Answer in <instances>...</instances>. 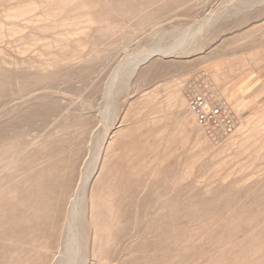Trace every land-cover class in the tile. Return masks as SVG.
Returning a JSON list of instances; mask_svg holds the SVG:
<instances>
[{
  "label": "rangeland",
  "instance_id": "374dc122",
  "mask_svg": "<svg viewBox=\"0 0 264 264\" xmlns=\"http://www.w3.org/2000/svg\"><path fill=\"white\" fill-rule=\"evenodd\" d=\"M238 1L64 0L73 23L93 25L63 53L79 61L44 72L0 43V264H264V0ZM212 12L226 18L216 29L204 22ZM136 54L151 58L137 73ZM204 88L233 119L229 133L208 135L190 110ZM146 135L157 145L148 158ZM99 166L91 190L105 202L107 244L91 256L82 192Z\"/></svg>",
  "mask_w": 264,
  "mask_h": 264
},
{
  "label": "bare ground",
  "instance_id": "6f19581e",
  "mask_svg": "<svg viewBox=\"0 0 264 264\" xmlns=\"http://www.w3.org/2000/svg\"><path fill=\"white\" fill-rule=\"evenodd\" d=\"M52 1L53 0H40V2H39V4L41 5V7H37V4H35V5H33L32 7H25L24 5H22L21 3H20V0H3V6L2 5H0V16H1V21H0V43L5 39V38H7V39H10V41H11V44L13 43V45H14V50H15V53H16V55H18L19 57H21V58H26L27 56H29V57H31L32 59L30 60V63H31V66L32 67H35L34 65H36L37 64V69H38V71L37 72H39V69L40 70H43V72L45 71V70H47V69H49V68H52V67H56L57 65H58V62H70V61H79L80 60V58H78V57H76V56H73V55H63V53H65V52H68L69 50H70V44H78V43H81V41H78V40H76V38H75V36L76 35H80L81 33H83V31L86 29V28H90L93 24L92 23H89V24H86V23H78V22H72L73 21V19L74 20H76L77 19V11L76 10H73V9H71L70 7H69V2H62V1H64V0H58V2L55 4V5H53V3H52ZM71 1V0H70ZM232 1H234V0H232ZM236 1V0H235ZM252 1L253 0H251V2L248 0V2H250V4H252ZM16 2H19L20 4L17 6V5H15L16 4ZM24 2V1H23ZM240 2V0L238 1V3ZM243 2H245V0H243ZM242 3V2H241ZM236 4V3H235ZM249 4V3H248ZM248 4H247V6H248ZM255 4V3H254ZM237 5V4H236ZM256 5V4H255ZM237 6H241V4L239 5H237ZM233 7V6H232ZM245 8V7H244ZM247 8V7H246ZM228 10V9H227ZM239 13V12H238ZM59 15V16H64L62 19H60V23L59 24H55V23H52L53 24V26H55V27H53V29H49L50 28V26L51 25H47V26H44L43 27V31L42 32H40V34L39 35H32V34H26L25 33V31L24 30H26V29H29L30 27H27V26H33V24H36V23H34V22H30V20H32L34 17H35V20L37 21L38 19H41V18H43V17H47V18H50V17H52L53 15ZM212 14H214V12H212ZM212 14H211V16H212ZM217 14V13H216ZM216 14H214V16H213V18H211V19H208V21H205L204 20V22H205V24H206V22L209 24V23H212L213 22V24H211L210 25V27H212V28H217V25H218V23H220V22H223V19L224 18H221V16H215ZM237 14V13H236ZM235 13L233 14V15H236ZM81 16V15H80ZM215 17V18H214ZM69 19H71V22L70 23H66L67 22V20H69ZM226 19V18H225ZM224 19V20H225ZM227 19H229V18H227ZM19 21H21V23H23L24 22V24H25V27H20L19 26ZM201 23H203V22H201ZM84 24V25H83ZM86 24V25H85ZM202 25V24H201ZM201 25H199L200 27H201ZM198 26V27H199ZM204 27V26H203ZM202 27V28H203ZM206 28H207V26H206ZM209 28V27H208ZM219 28V27H218ZM186 30V29H185ZM201 30V29H200ZM200 30H198V31H200ZM209 30H211V29H209ZM183 30H181V32H182ZM187 31V30H186ZM206 31V29L203 31L204 33H206L205 32ZM45 32H48V33H50V35H44L43 36V34L45 33ZM197 32V31H196ZM180 33V32H179ZM186 33V35H190V33H189V31H187V32H185ZM199 33V32H198ZM209 33V32H208ZM181 34H183V33H181ZM192 34V33H191ZM194 34V33H193ZM191 35V36H189L188 38H186L184 35H182V37L184 36L186 39L185 40H187V39H191V38H193V36L194 35ZM202 34V33H201ZM179 35V34H178ZM197 35V34H196ZM195 35V36H196ZM194 36V37H195ZM181 37V41L182 42H185V40H184V37L182 38ZM198 37V36H197ZM177 39H179V37L177 38ZM176 39V40H177ZM196 39V38H195ZM197 40V39H196ZM179 41V40H178ZM178 41H176V42H178ZM180 41V42H181ZM191 41V40H190ZM195 41V40H194ZM181 42V43H182ZM188 41H186V43H187ZM173 44H175V43H173ZM188 44V43H187ZM194 44V43H193ZM193 44H191V45H193ZM198 44V43H197ZM190 45V44H189ZM171 46H173V45H171ZM170 46V47H171ZM175 46H176V44L174 45V49H175ZM170 47H169V50H170ZM181 47V46H180ZM167 48L168 47H166V49L165 50H167ZM172 48V47H171ZM186 48V47H185ZM153 49H156V48H153ZM152 48L150 49V50H152V51H155V50H153ZM159 49V48H158ZM162 49V48H161ZM176 49H177V46H176ZM183 49V48H182ZM188 49H190V48H188ZM157 50V49H156ZM165 50L163 49L162 51H160L161 53L164 51V53H165ZM172 51H173V49H171ZM191 50V49H190ZM142 51V50H141ZM140 51V52H141ZM45 52V53H44ZM148 52V51H147ZM157 52H159V50L157 51ZM44 53V54H43ZM142 53H144V52H142ZM153 53V52H152ZM163 53V54H164ZM168 52L166 51V53L165 54H167ZM170 53H171V51H170ZM149 54H150V52H149ZM156 54V53H155ZM158 54V53H157ZM164 54V55H165ZM176 54H179V53H176ZM180 54H183V53H180ZM152 55V54H151ZM158 55H160V54H158ZM136 56V58H137V54L135 55ZM163 56V55H162ZM171 56V55H170ZM139 57V56H138ZM169 57V56H168ZM167 57V58H168ZM164 58V57H163ZM167 58H166V60H167ZM175 58V57H174ZM133 59H135V57L133 58ZM139 61L136 63V65L133 67V66H131L132 68H134L133 70H134V72H139L140 70H141V67L142 66H144L151 58L150 57H143L142 59H139V58H137ZM176 59H178V58H176ZM130 60V59H129ZM131 62V61H130ZM130 62H127V63H130ZM77 63V62H76ZM123 64H124V62H123ZM126 64V63H125ZM132 65V64H131ZM1 66V65H0ZM39 66V67H38ZM12 68H13V66H11ZM126 67H128V66H126ZM117 69V68H116ZM119 70H120V68H118ZM124 69L126 70L127 68H125V66H124ZM124 69H123V67H122V69L119 71L118 70V72H120V73H118V74H121V71L123 70L124 71ZM115 71H117V70H115ZM127 71V70H126ZM128 71H129V68H128ZM127 71V72H128ZM41 73V72H40ZM124 73V72H123ZM114 74V73H113ZM127 74H129V72L127 73ZM131 74H132V72H131ZM125 75H126V72H125ZM8 76H9V73H8ZM7 76V77H8ZM110 76H112V75H110ZM109 76V77H110ZM127 76V75H126ZM132 76V75H131ZM10 77V76H9ZM112 77H114V76H112ZM117 77H119V76H117ZM117 77H116V79H117ZM4 78V77H3ZM2 78V79H3ZM16 78V77H15ZM115 78V77H114ZM113 78V79H114ZM9 79V78H8ZM109 79V78H108ZM107 79V82L105 83V84H107L108 82H109V80ZM119 79V78H118ZM125 79H127V77H125V76H122L121 77V79H120V82H118L119 83V85L118 86H121V85H123V83H124V81H125ZM130 79V78H129ZM17 80V79H16ZM15 80V81H16ZM112 81V83H113V80H111ZM115 81H117V80H115ZM127 81V80H126ZM17 82V81H16ZM129 82V81H128ZM112 83H111V89H112ZM115 83V82H114ZM113 83V85H115ZM104 84V85H105ZM109 84V83H108ZM8 86H9V84H8ZM30 86H31V84H30ZM110 86V85H109ZM108 86V87H109ZM126 86V85H125ZM105 87V86H104ZM107 87V86H106ZM116 87V86H115ZM16 88V87H15ZM113 88H114V86H113ZM119 88V87H118ZM123 88V87H122ZM11 89V88H10ZM106 89V88H105ZM108 90H109V88H108ZM115 90H118L117 88L115 89ZM115 90H113V92L115 91ZM105 90H103V92H104ZM109 91H111V90H109ZM109 91H108V93H109ZM11 92V91H10ZM112 92V91H111ZM111 92H110V94H111ZM117 92V91H116ZM115 92V93H116ZM115 93H112V94H115ZM104 94H105V92H104ZM110 94H108V95H110ZM12 95V94H11ZM116 95V94H115ZM105 96V95H104ZM103 96V97H104ZM102 97V98H103ZM111 95H110V99L109 100H111ZM113 97H114V95H113ZM3 98V97H2ZM5 98V97H4ZM107 98H105V100L107 99ZM101 100H104V99H101ZM109 100H107V101H109ZM117 100V99H116ZM115 100V101H116ZM2 101V100H1ZM106 101V103H109V102H107ZM113 101V100H112ZM111 102V101H110ZM102 105V104H101ZM104 105H106V104H104ZM113 105V104H112ZM117 105V104H116ZM103 106V105H102ZM115 106V105H114ZM184 106V104L183 105H181L180 104V107H183ZM117 106H115V108H116ZM111 108H112V106H111ZM101 109H102V107H101ZM105 109V108H104ZM113 109H111V111H112ZM110 111V110H109ZM116 111V110H115ZM112 112H114V111H112ZM104 113H105V111H104ZM115 113V112H114ZM103 114V113H102ZM112 114V113H111ZM105 115V114H104ZM104 115H102V116H104ZM111 116V115H110ZM112 118V116L109 118L108 117V119L110 120ZM128 118V116L127 117H125V119H127ZM107 119V120H108ZM109 120H108V122H109ZM115 120H116V117H115ZM111 121V120H110ZM113 122V121H112ZM192 124H193V119H192V117L189 115V116H187L185 119H183V121L181 122V124L179 123L176 127V129L174 130L173 129V131L171 132V133H169L168 134V136H167V140H168V143L169 142H171V141H173L174 139H175V135L177 134V132H178V130L180 129H184V130H187L188 128H190V126H192ZM111 125V126H110ZM110 127H112V123H110ZM118 125V124H117ZM106 126H108L107 124H106ZM108 126V127H109ZM109 127V128H110ZM117 127V126H116ZM106 128V127H105ZM108 128V129H109ZM115 129V128H114ZM113 129V130H114ZM125 130V129H124ZM107 130H105V133H107L106 132ZM127 131H129V129H126L125 131H120L121 133L122 132H125V133H127ZM163 131H164V129H163ZM119 132H117L115 135H117ZM160 134V133H159ZM163 134H165L164 132H163ZM162 134V135H163ZM109 135V134H108ZM110 135H111V133H110ZM119 135V134H118ZM157 136V135H156ZM106 137V136H105ZM155 137V136H154ZM106 140V139H105ZM1 141V140H0ZM141 143L143 144V146H144V150H145V154H146V157L148 158L150 155H151V153H150V151H152V153L154 152V150H156L157 149V145H154V144H151L150 143V138L146 135V136H143V137H141ZM103 144V143H102ZM101 144V145H102ZM31 145V144H30ZM100 145V146H101ZM106 146V145H105ZM125 148V147H124ZM100 151V150H99ZM99 151H98V154H99ZM150 154V155H149ZM96 155H97V153H96ZM99 156V155H98ZM8 157V156H7ZM6 157V158H7ZM101 157V156H100ZM96 159V158H95ZM98 160V159H97ZM95 161V160H94ZM94 161H93V163H94ZM102 161H103V159H102ZM110 161V160H109ZM98 162V161H97ZM100 162V161H99ZM98 162V163H99ZM161 162V161H160ZM9 163V162H8ZM92 163V164H93ZM96 163V162H95ZM11 164H12V162H11ZM14 164V163H13ZM95 165H97V163L95 164ZM148 165V164H147ZM92 166V165H91ZM90 166V167H91ZM95 167H97V166H95ZM88 169V168H87ZM101 168H100V166L98 167V168H95V170H93V173H91V175H90V177H89V179H88V181L86 182V183H88V185H87V188H86V190L84 191L83 189V191L84 192H82L84 195H85V197H84V200H82V199H80V200H82L83 201V220H82V222H80V223H82V227L85 229V238H86V241H87V248H88V253H89V255H93V254H95V252H97V251H100L101 249H103V247H104V245L105 244H107V237H106V234L103 232V227H104V219H103V217H102V215H103V213H104V211H105V202L101 199V197H99V196H97V195H95V192L93 191V190H91V184H92V182L94 181V179H95V176H97V174H98V171L100 170ZM91 170V169H90ZM90 170L88 169V171L90 172ZM18 171V170H17ZM18 173V172H17ZM85 177V176H84ZM83 177V178H84ZM3 179V178H2ZM83 182H84V180H82ZM82 182V183H83ZM85 182H84V184H85ZM86 185V184H85ZM9 188V187H8ZM13 188V187H12ZM80 189V188H79ZM81 190V189H80ZM79 190V191H80ZM11 193H13V191L11 192H6V194L7 195H11ZM80 195V194H79ZM78 195V196H79ZM82 195V194H81ZM65 196V195H64ZM65 198H66V196H65ZM79 198H80V196L78 197V200H79ZM79 200V202L81 203V201ZM175 201V200H174ZM79 203V204H80ZM174 203V202H173ZM81 205V204H80ZM66 208H68V207H66ZM72 207H70L69 206V208L68 209H70L71 211H72V209H71ZM67 210V209H66ZM69 210V211H70ZM81 213H82V211H81ZM70 214H71V212H70ZM81 215V214H80ZM72 217V216H69L68 215V211L65 213V215H64V218H63V225H64V228H66L65 229V231H70L71 230V232H72V229H71V224H72V222H71V220H70V218ZM74 217V216H73ZM72 217V218H73ZM78 218H80V217H82V216H80L79 217V215L77 216ZM75 219H76V216H75ZM78 220V219H77ZM76 220V221H77ZM81 220V219H80ZM75 221V220H74ZM79 221V220H78ZM77 221V222H78ZM75 223V222H74ZM73 223V224H74ZM76 225H78V223L76 224ZM81 225V224H80ZM75 225H72V227L73 228H75L74 227ZM63 228V229H64ZM62 229V236H63V233H67V232H65L64 230ZM76 229V228H75ZM75 229H73V230H75ZM64 231V232H63ZM75 232V231H74ZM73 232V233H74ZM72 233V234H73ZM69 234V233H68ZM71 234V233H70ZM71 234V235H72ZM76 232H75V236H76ZM78 236V235H77ZM77 236H76V238H77ZM66 237H68V236H66ZM66 237L64 236V237H62L63 238V240L64 239H66ZM62 238H61V240H62ZM70 238H71V236H70ZM69 238V239H70ZM79 238V237H78ZM60 240V241H61ZM63 240L61 241V242H63ZM72 238H71V241L70 242H72ZM79 240V239H78ZM69 241H68V244H69ZM61 242L59 243L60 244V246L62 245L61 244ZM66 242V241H65ZM74 242H75V240H74ZM76 242H77V240H76ZM79 244V243H78ZM77 244V245H78ZM63 247V246H62ZM75 247V246H74ZM65 248H66V246H65ZM71 248H72V246H71ZM75 249V248H74ZM73 249V250H74ZM81 249V248H80ZM86 249V248H85ZM76 250H77V248H76ZM82 251V250H81ZM81 251H79V252H81ZM75 252V251H74ZM69 253V252H68ZM67 253V254H68ZM70 254H72V252L70 253ZM78 254V253H77ZM66 255V254H65ZM79 255V254H78ZM67 256L68 255H66L64 258V260L66 261V259H70V256L71 255H69V258H67ZM72 257V256H71ZM74 257V256H73ZM78 256H75V258H77ZM75 258H73V259H75ZM85 258V257H84ZM87 258V257H86ZM88 262V261H87ZM67 263V262H66ZM86 263V262H85ZM63 264H64V262H63ZM68 264H70V262L68 263ZM71 264H75V262L74 263H71Z\"/></svg>",
  "mask_w": 264,
  "mask_h": 264
},
{
  "label": "built area",
  "instance_id": "2783aa9c",
  "mask_svg": "<svg viewBox=\"0 0 264 264\" xmlns=\"http://www.w3.org/2000/svg\"><path fill=\"white\" fill-rule=\"evenodd\" d=\"M188 104L208 135H214L217 132L229 133L233 129V119L225 112L221 104L214 101L211 92L206 88L194 93Z\"/></svg>",
  "mask_w": 264,
  "mask_h": 264
}]
</instances>
